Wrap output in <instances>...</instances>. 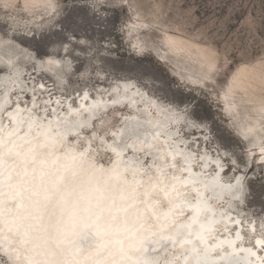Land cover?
I'll return each instance as SVG.
<instances>
[{"label": "bare ground", "instance_id": "obj_1", "mask_svg": "<svg viewBox=\"0 0 264 264\" xmlns=\"http://www.w3.org/2000/svg\"><path fill=\"white\" fill-rule=\"evenodd\" d=\"M25 8H40L52 16L55 6L52 0H25ZM7 41L10 39L0 38L1 44ZM134 47L136 52L145 51L140 39L134 41ZM166 49L190 62L193 44L169 36ZM14 56L0 51V67L7 68L0 73V97L6 95L0 99V238L14 235L13 245L0 246L3 260L25 264L32 254L39 255L35 237L42 227H50V222L57 219V223L62 217L61 188L53 201L45 203L47 191L42 182L45 178L53 184L63 169L38 165L41 154L53 147V157L71 150L83 156L88 166L81 178L96 168L108 173L117 167L120 187L127 191L120 197L123 193L118 190L119 199L114 204L107 199L103 209L106 214L100 222L108 223V217L116 216V223L105 233L107 244L100 247L101 238L92 228L86 234L88 248L76 257L69 244H65L67 249L63 245L57 248L60 264H84L87 260L86 264H100L101 259L104 264H135V256L142 264H264V218L249 216L244 210L243 172L227 179L226 171L221 174L225 164L220 154L195 153L196 140H207L201 130L189 128L184 109L162 101L128 78L106 84L109 79L99 76L101 83L94 95L84 88L78 95L70 92L62 99V59L53 54L42 57L41 65L31 66L36 78L28 81L32 70L25 69L21 83L12 75L19 71ZM159 56L160 61L165 59L163 54ZM205 62L198 68L201 76L188 73L190 86H200L209 78L207 70L213 64L209 59ZM43 74L53 81V87L37 78ZM240 93L248 98L236 99ZM72 96L76 97L74 104ZM220 102L225 115L238 124L237 136L247 145V157L264 166V77L240 70L230 79ZM87 119L88 125L78 127ZM186 128L191 140L183 135ZM116 136L122 137L119 144ZM37 146L39 154L33 158L32 148ZM73 179L68 187L82 181ZM42 237L52 242L47 233ZM9 252L18 261H13ZM90 253L94 255L89 257Z\"/></svg>", "mask_w": 264, "mask_h": 264}, {"label": "rangeland", "instance_id": "obj_2", "mask_svg": "<svg viewBox=\"0 0 264 264\" xmlns=\"http://www.w3.org/2000/svg\"><path fill=\"white\" fill-rule=\"evenodd\" d=\"M8 1L0 0V38H9L6 44L24 55L20 62L15 59L19 71L12 75L18 81L25 69L32 70L28 81L36 78L31 66L53 54L63 62L62 99L84 88L94 95L101 76L109 79L106 84L115 78L132 79L181 110L194 108L206 127L194 128L189 123L192 118L184 117L189 128L201 130L207 140H196L195 153L220 154L227 179L241 170L247 192L244 210L264 218V166L247 157V145L237 136L238 124L225 115L220 102L240 70L264 77V0H52V16L40 8H25V0ZM169 36L193 44L190 62L166 49ZM136 39L144 52L135 51ZM17 50L3 53L16 56ZM159 54L165 56L163 61ZM205 59L213 64L207 70L209 78L200 86H190L189 74L201 76L198 68L206 65ZM37 78L53 87L45 74ZM238 98L248 96L240 93ZM189 128L183 135L191 140ZM0 264L11 263L0 257Z\"/></svg>", "mask_w": 264, "mask_h": 264}, {"label": "water", "instance_id": "obj_3", "mask_svg": "<svg viewBox=\"0 0 264 264\" xmlns=\"http://www.w3.org/2000/svg\"><path fill=\"white\" fill-rule=\"evenodd\" d=\"M10 45L0 43V51H6L8 49L17 50L15 46L13 45L10 46ZM20 52L21 51L17 50V55L15 56L14 59H12V61L16 59L18 60V62H20L21 59H24L23 58L24 55L21 54ZM60 66L63 67V65ZM60 66H58V68ZM3 69H7V68L4 67ZM23 69L24 68L21 67V70ZM41 69L44 70V65L41 66ZM16 85L18 86V84ZM2 98L3 99L6 98V95L3 94L0 97V99ZM85 113L88 112L85 111ZM88 124H89L88 119L81 122L82 127H85V125ZM126 131L128 132V129H126L125 132ZM120 135L122 136L123 134ZM121 136H116L115 139L117 144L121 142L122 140ZM32 149L33 150L31 153L34 158L35 156H37L40 147L37 146V148L33 147ZM50 150H52L53 152L55 148L53 149L52 147V149ZM50 150L44 155L41 154L38 165L45 168L53 167L54 165H56L59 166L61 169H63L59 175V178L53 184L47 183L49 181H46L45 178L42 182L43 189L47 191L46 193L47 198L45 203H49L50 201H53L55 199L57 190L61 188L59 204L61 206L60 213L62 217L61 219L58 220L57 223H56L57 219L54 222H50L49 223L50 227L49 226L42 227L41 230L42 232L39 231V235L35 237V241H34V248L38 249L40 254L39 255L32 254L30 256V261H27L25 264H60L57 258L58 255L57 248L59 249V247L63 245L65 249H67L65 244H69V246L73 247V255H74L73 257H76L77 254H79L81 251L84 252V250L88 248L89 245L87 244L85 239H86V234L88 233L87 231L91 230L92 228H93L92 233L96 237L99 236L101 238L102 243H100V247L106 245L108 240L106 239L107 237L105 233L108 231L110 226H113L112 224L116 223V216L115 217L112 216L110 218L108 217L107 218V220L109 221L108 223L100 222L101 218L104 219L106 214V211L103 209L108 203L107 199H109L111 204L112 203L114 204L120 193H123L121 194L120 197H124L125 193L127 192L125 189L120 187L119 181L121 180L120 177L121 172L118 171L117 167H115L108 173H103L100 168H96L93 169V171L91 170L88 173L87 177L81 178V175H83V171L86 170L88 166L87 164L85 165L83 156L75 155L71 150L68 151L66 155L53 157ZM3 156L6 158L8 154L4 153ZM49 171L51 172L52 169L45 171L46 173L44 174L45 177L48 176ZM69 171L72 172L70 175H69ZM222 172L223 170H221V174ZM71 178H74L72 180L73 182H75V180L78 179H81L82 181L79 180V182L72 183L73 185L70 184V186L68 187L67 184ZM118 190L120 191L119 194H118ZM40 220L41 219H39L38 222H40ZM19 221L22 222L21 220ZM51 230H53L52 233ZM31 233L32 232H30V234ZM34 233L35 232H33V234ZM45 233H47L48 235L47 238L49 239V241L52 242H48L47 239L42 237L43 234ZM11 234L12 233H8L7 235L0 238L2 239L0 240L1 241L0 246L5 245V247H10L11 245H13L14 235L12 234L11 237ZM51 235H53L54 239L51 237ZM24 242L27 243V240H25ZM141 245H142V241L141 244L139 245L138 248L139 250L143 246ZM125 246L126 245H124V248ZM159 250H161V248L155 249V251H159ZM0 252L3 253L2 250H0ZM4 255H8V254H4ZM92 255H94V253H90L89 257H92ZM110 255L113 256L114 253L113 255L112 254ZM133 255L135 254L133 253ZM11 258H13V261L15 262L18 261V258H16L14 254L11 255ZM85 259L83 261H85ZM87 261L84 264H86ZM135 262H137L135 264H142L140 263L139 257L136 260V256H135ZM99 263L104 264V259H101ZM17 264H22V263L19 262Z\"/></svg>", "mask_w": 264, "mask_h": 264}, {"label": "snow or ice", "instance_id": "obj_4", "mask_svg": "<svg viewBox=\"0 0 264 264\" xmlns=\"http://www.w3.org/2000/svg\"><path fill=\"white\" fill-rule=\"evenodd\" d=\"M185 112V114L187 116H190L192 119L189 121V123H191V125L194 127V128H199V127H206V125H204L203 123V118L202 117H199L198 114L196 113L195 109L192 108V109H189V108H185L183 110ZM79 126H82V125H78ZM113 151H115L113 149ZM235 163V162H233ZM174 167V165H171ZM10 178V177H9Z\"/></svg>", "mask_w": 264, "mask_h": 264}]
</instances>
